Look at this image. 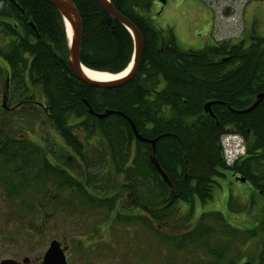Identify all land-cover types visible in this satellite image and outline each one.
<instances>
[{
  "label": "trees",
  "instance_id": "trees-1",
  "mask_svg": "<svg viewBox=\"0 0 264 264\" xmlns=\"http://www.w3.org/2000/svg\"><path fill=\"white\" fill-rule=\"evenodd\" d=\"M13 1L0 0V34L3 36L0 54L9 63L11 70L8 73H11L14 82L20 80L23 85L28 79L33 85L42 84L45 94L50 95L48 109L56 120L57 129L86 166L90 158L79 137L80 131L96 136L103 147L101 157L107 151V159L114 156L111 159L113 162H108L113 172L112 179L123 173V185L128 182L137 187V205L133 204L127 210L141 208L156 221L170 217L175 219L179 200L192 202L194 207L196 198L203 204L214 198V190L221 187L218 178L231 176L233 171L253 177L254 166L264 159V99L249 113L237 111L250 107L257 95L264 93V39L251 47L244 39L238 42L225 39L217 40L214 45L201 50H181L173 34L166 40L163 31L144 14L152 10L155 0H112L120 11L133 19L142 33L144 53L140 71L133 80L118 88H85L63 66L58 74L46 73L43 81L33 76L31 70L35 69L36 64L32 59L38 66V58L45 59L51 65H54V57L68 60L69 43L64 35L65 24L56 8L44 0ZM72 1L83 20L85 37L81 62L98 71L123 72L131 63L134 53V39L130 31L107 14L97 0ZM12 3L30 11L28 16H32L39 30L48 32L43 35L45 41L31 38L36 33L26 24L25 16L11 14L14 10L20 14ZM4 4L5 8L2 6ZM56 23L60 32H55L56 37L53 38ZM53 40L59 44L47 43ZM4 42L6 44L2 45ZM61 65H64V60H61ZM26 73L29 74L28 79ZM210 101L215 102L212 109L216 118L204 111V105ZM89 105L96 113L116 110L125 114L144 138L155 139L162 134L167 135L158 140L156 157L174 185V195L151 162V145L136 139L129 121L120 115L98 119L89 112ZM217 118L219 127L216 125ZM230 132L246 140L253 135L255 142L249 146L250 152L254 151L260 156H255L252 163L247 161L246 165L239 161L228 166L220 139ZM184 155L190 166L188 178L185 177ZM133 161L140 165L139 175L136 168L125 166ZM20 169L17 168L18 171ZM59 175L62 179L66 177L63 171ZM100 179L101 174L93 178L95 181ZM139 187L144 191L142 195ZM76 188L83 197L79 202L85 208L107 205L112 208L116 203H109L105 192V197L93 202L94 197L79 181ZM123 189H115V194L119 195L117 200L122 198ZM134 189H131L132 193ZM230 196L234 200V196ZM124 199L132 200L129 195ZM73 200H68L70 206ZM205 216L207 214H204L203 222L196 229L184 233L188 236L186 241L190 242L178 244L185 248L203 249L204 255H208L203 264H222L231 258L232 255L227 256V253L230 249L233 251L234 241L217 238L212 242L211 238L217 230L205 223ZM214 216L215 221H223L222 233L230 238L236 240L241 233L240 228L244 229L238 225V219L226 217L221 212ZM228 225L232 226V236ZM253 231L255 229L245 231L251 239L255 236ZM172 238L178 242L181 236ZM261 254L254 258V264H264V252Z\"/></svg>",
  "mask_w": 264,
  "mask_h": 264
},
{
  "label": "rangeland",
  "instance_id": "rangeland-1",
  "mask_svg": "<svg viewBox=\"0 0 264 264\" xmlns=\"http://www.w3.org/2000/svg\"><path fill=\"white\" fill-rule=\"evenodd\" d=\"M163 6L165 9L161 14ZM144 14L155 27L163 31L166 40L173 34L176 45L185 51L201 50L212 46L218 42L216 38L235 42L244 39L249 44L250 33H255L257 37H264V26H262L264 0H167L166 5L154 3L152 10ZM240 37L242 38L237 41ZM1 42H3V36L0 34V45ZM5 44V42L2 43V45ZM35 108L37 107L33 106L30 110L32 115L39 111V109L34 110ZM12 117L6 121L7 126ZM15 121L17 122L15 128H21L22 117H17ZM21 131L22 128L18 132ZM84 135L83 131L79 132L80 139L88 142L86 154L90 162L87 164L89 167L84 162V165L76 163L74 169H76L77 180L80 183L84 182L87 178L85 173L92 177L101 174L99 181L90 182L89 192L94 197L93 202L105 197L100 192L104 187V189L107 188V201L116 203L112 208L108 205L85 208L77 199L72 201L71 206L68 200H62V205L55 211L42 210L37 218L35 215L31 218L34 219L33 223L38 225L36 229L46 231L48 229V232H54L62 240H68L73 248V251L69 252L72 255L71 259L67 258L69 264H203V260L208 258V255H204L203 249L197 250L179 245L190 242V240L186 241L188 236L184 233L196 229L203 222L204 215L198 218L200 213L207 214L205 223L213 230H217L214 235L212 234V242L217 238L234 241L233 251L229 248L227 253V256L232 255L231 258H227L222 264H243L246 258L254 264V258H258L264 252V207L260 206L261 199L254 198L255 202L251 200L247 203L250 196L235 197V193L241 191L242 185H238L231 176L218 178L221 187L214 190V198L207 203L203 204L196 198L195 206L192 207V202L179 200L178 214L175 219L170 217L163 221H156L143 210H127L133 207V202L124 197H127L135 186L128 182L123 185L125 181L120 176L112 179L113 172L108 165L106 154H102L101 157L102 152L94 146L95 143H90L97 141V138ZM105 180H109V186ZM244 186L246 188L248 184ZM116 188H120V191L124 188L120 200H117L119 195L115 194ZM248 188L251 192L250 185ZM139 192L140 195L144 193L140 187ZM230 195L234 196V200H231ZM75 196L77 195H72V197ZM13 200V207L18 206L19 201ZM251 203L256 208L251 207ZM29 204L33 208L38 207L35 200H30ZM44 211L50 215L44 216ZM30 212L20 210V213L24 215H30ZM217 212L223 213L226 217L238 219V225L244 227V229L239 227L241 233L236 240L222 233L223 221H215L214 218ZM185 214H192L193 218L190 222L185 221ZM228 220L230 221L229 218ZM28 228H31L30 224ZM227 228L232 236V226L228 225ZM253 229H255L253 231L255 236L251 239L245 231ZM176 235L181 236L178 242L172 238ZM259 243L260 247H258Z\"/></svg>",
  "mask_w": 264,
  "mask_h": 264
},
{
  "label": "flooded vegetation",
  "instance_id": "flooded-vegetation-1",
  "mask_svg": "<svg viewBox=\"0 0 264 264\" xmlns=\"http://www.w3.org/2000/svg\"><path fill=\"white\" fill-rule=\"evenodd\" d=\"M162 8L161 14L165 6ZM262 26H264V21ZM249 38V44L247 40L246 43L250 47L259 44L264 39V37H257L255 33H250ZM9 69V63L0 54V264H45V257L54 241L60 243L66 259L69 257L71 259L72 255L69 252H72L73 248L68 240H62L54 232H48V229L47 231L36 229L38 225L34 224V219L31 218L33 215L37 218L42 210L55 211L62 205V200L77 199L80 201L83 198L77 193L78 178L74 168L77 162L83 165L85 162L74 152L65 136L57 129L56 120L48 109L51 98L43 91L42 84L37 86L31 84L27 73L26 84L23 85L20 80L14 82L11 73H8ZM33 106L37 107L34 110L39 109L34 115L30 112ZM11 116L13 117L7 126L6 121ZM19 116L23 119L21 132H18L20 127L15 128L17 123L15 120ZM84 134L88 136L87 132ZM245 141L246 154L240 159V163L244 165L247 161L252 163L255 156H260L254 151L250 152L249 146L253 145L255 137L252 135ZM87 143L82 141L86 152H88ZM90 143H95L94 146L102 152L103 147L99 140ZM95 152L99 153V151ZM113 158L114 156H110L107 162H113L111 160ZM259 163L253 168L252 178L236 171H233L231 176L238 185H242L241 191L243 190V192L235 193V197L250 196L247 203L251 200L255 202L254 198H259L261 199L260 206L264 207V175H262L264 174V159H261ZM128 165L136 168L139 175L140 165L136 161L127 163L125 166ZM17 168H21L20 171ZM60 171L66 174L64 179L60 177ZM85 176L87 178L81 184L89 191L94 177L86 173ZM120 177L122 180L125 179L123 173ZM240 177H243L245 181L239 180ZM246 184L250 185L251 192L248 186L245 188ZM103 189L100 192L106 193L107 188ZM72 195L77 196L72 197ZM128 195L136 206L137 187L135 186L133 193L130 192ZM13 199L19 201L18 206L13 207ZM30 200L37 201L38 207L33 208L29 204ZM250 206L256 208L252 203ZM20 210L31 211V214L24 215L20 213ZM134 210L142 209L134 208ZM45 215L50 214L45 212ZM199 215L200 219L203 214ZM191 216L192 214H185V221L190 222L193 218ZM29 224L31 228H28ZM245 260L250 262L248 258ZM67 263L69 264L68 259Z\"/></svg>",
  "mask_w": 264,
  "mask_h": 264
},
{
  "label": "water",
  "instance_id": "water-1",
  "mask_svg": "<svg viewBox=\"0 0 264 264\" xmlns=\"http://www.w3.org/2000/svg\"><path fill=\"white\" fill-rule=\"evenodd\" d=\"M45 1L51 3L59 11L60 15L63 17L66 26L67 23H69L70 26H72L74 29V37H73L74 41L72 45L69 46L68 61L71 66L72 73L75 75V77L78 80L101 88H118L124 86L125 84H127L137 76L140 70V63L142 60L143 50H144V41L141 31L135 26V24L132 21H129L126 17L119 14L116 11V9L112 6V4L109 2V0H97V1L107 14H109L111 17L122 23L130 31L135 44V55H134L135 57L132 62V67L126 76H123L122 78H118L114 80H106V81H97L91 79L88 75H86L84 71L85 66L83 65L80 59V54H81L80 39L82 37V19L75 3L72 0H45ZM161 1L162 3H166V0H161ZM263 99H264V93L258 94L255 101L253 102L252 105H250V107L241 111H237V113H249L253 111L263 101ZM214 103H215L214 101L207 102L204 105V111L208 113L211 117L216 118L212 109ZM87 104L89 103L87 102ZM89 112L93 115H96L99 119L107 118L112 114H120L125 116L130 122L133 133L136 136V138L139 141L149 143L151 145V150H152L151 162L158 170L163 180L169 186L171 192L173 194L175 193L174 186L170 177L161 167L156 157V146L160 137H157L155 139L144 138L142 135L139 134L135 124L126 115L116 112L114 110H106L105 112L98 114L94 112V110L89 105ZM183 157L185 164V177L188 178L190 172L189 161L186 155H184ZM238 179L245 181L244 178H238ZM45 264H68L64 250L61 249L60 243L58 241L52 242L51 249L49 250V252L45 257ZM245 264H249V262H246Z\"/></svg>",
  "mask_w": 264,
  "mask_h": 264
},
{
  "label": "bare ground",
  "instance_id": "bare-ground-1",
  "mask_svg": "<svg viewBox=\"0 0 264 264\" xmlns=\"http://www.w3.org/2000/svg\"><path fill=\"white\" fill-rule=\"evenodd\" d=\"M45 1V0H44ZM11 2H14L13 0H11ZM46 3H48V4H50L51 6H53L51 3H49L48 1H45ZM109 2L112 4V6L116 9V11L119 13V14H121V15H123L124 17H126L129 21H132L133 22V19H131L128 15H126V14H124L122 11H120L117 7H116V5L114 4V2L112 1V0H109ZM155 3H157V4H160V3H162V1L161 0H158V1H154ZM160 2V3H159ZM14 6H15V8H16V10H18L19 12H20V14H18L15 10L14 11H12V15H14V16H25L26 17V24L36 33L35 35H33V36H31V38L33 39V40H35V41H39V42H43V41H45L44 39H43V35H45V34H48V32H43V31H40L39 30V27L37 26V24H36V22L33 20V18H32V16H28L29 14H30V11L27 9V8H23V7H21V6H19V5H17V4H15V3H12ZM100 5V4H99ZM3 6V8H5L6 6H5V4L4 5H2ZM9 7V6H8ZM101 7V6H100ZM102 8V7H101ZM57 10V9H56ZM58 11V10H57ZM10 12V11H9ZM59 12V11H58ZM81 19H82V17H81ZM134 23V22H133ZM122 24V23H121ZM135 24V23H134ZM58 24L56 23V26H55V30L53 31V33L55 34V32H60V29H59V26H57ZM135 26H136V24H135ZM137 27V26H136ZM126 28V27H125ZM138 28V27H137ZM139 29V28H138ZM128 30V29H127ZM64 35H65V37H66V39H68V43H69V46H71L72 45V43H73V41H74V29H73V27L72 26H70V24L69 23H67V30H64ZM56 37V34L54 35V37L53 38H55ZM84 37H85V34H83V20H82V37H81V39H80V49H82V44H83V42H84ZM48 44H51V45H58L59 44V42H57V41H52V42H47ZM143 53H144V50H143ZM135 55V44H134V53H133V56H132V59H131V61H133L134 60V56ZM142 58H143V56H142ZM35 60V59H34ZM33 59H32V61L36 64L35 65V69H33V70H31V72H32V74H33V76L36 78V79H41L42 81L44 80L43 78H45V77H47V74L46 73H54V74H58V73H60V71L61 70H59L60 69V67L61 66H63V67H65L66 69H68V71H70V72H72V69H71V66H70V64H69V61L68 60H66L64 57L62 58V57H54L53 59H52V61L54 62V65L52 66L48 61H46L45 59H43V58H38V61H39V66L37 65V63H36V61H34ZM61 60H64V65H61ZM42 61H43V63L44 64H42V65H40V63H42ZM45 61V62H44ZM142 61V60H141ZM140 65H141V63H140ZM131 67H132V64L128 67V69H126L124 72H122V73H120V74H118V75H112V74H110V73H108V72H104V71H96V70H94V69H92V68H90V67H87V66H85L84 67V71H85V73H86V75H88L91 79H94V80H97V81H106V80H111V79H115V78H118V77H121V76H123V75H125L126 73H128L129 71H130V69H131ZM73 74V73H72ZM74 75V74H73ZM75 76V75H74ZM76 78V77H75ZM80 81V80H79ZM81 82V81H80ZM72 83H74L73 81H72ZM82 84H84L85 85V88H89V87H94V88H97V86H93V85H90V84H88V83H85V82H81ZM77 86H79L80 87V84L79 83H77L76 84ZM98 88H101V87H98ZM54 92H56V91H54ZM57 97V96H56ZM114 111H116V110H114ZM116 112H119V111H116ZM119 113H121V112H119ZM123 114V113H122ZM112 115H120V114H112ZM125 115V114H124ZM96 116V115H95ZM120 116H123V115H120ZM97 117V116H96ZM123 117H125V116H123ZM128 117V116H127ZM98 118V117H97ZM126 118V117H125ZM129 118V117H128ZM99 119V118H98ZM127 119V118H126ZM130 119V118H129ZM128 120V119H127ZM131 120V119H130ZM216 120V125H217V127H219L220 126V121L218 120V118L217 119H215ZM132 121V120H131ZM130 123V122H129ZM139 132V131H138ZM139 134H140V132H139ZM141 135V134H140ZM224 135L225 134H223L222 135V137H221V139H220V142H221V146H222V152H223V150H224V147H223V138H224ZM165 136H167L166 134H162V135H160L159 137L160 138H164ZM252 137V135L250 136V138ZM137 139V138H136ZM138 140V139H137ZM108 154V153H107ZM107 154H106V158H107ZM109 155H111V154H109ZM226 162V161H225ZM226 164L228 165V166H230V163H228V162H226ZM158 171V170H157ZM159 173V172H158ZM161 176V175H160ZM174 186V185H173ZM174 192H175V190H174ZM172 193V192H171ZM173 194V193H172ZM174 195V194H173ZM214 197V196H213ZM213 199V198H212Z\"/></svg>",
  "mask_w": 264,
  "mask_h": 264
},
{
  "label": "built area",
  "instance_id": "built-area-1",
  "mask_svg": "<svg viewBox=\"0 0 264 264\" xmlns=\"http://www.w3.org/2000/svg\"><path fill=\"white\" fill-rule=\"evenodd\" d=\"M226 146H228L226 144ZM226 156L229 162H233L234 158H235V154L232 153V151H230L228 148H226Z\"/></svg>",
  "mask_w": 264,
  "mask_h": 264
}]
</instances>
